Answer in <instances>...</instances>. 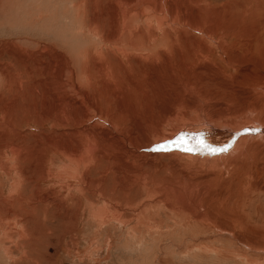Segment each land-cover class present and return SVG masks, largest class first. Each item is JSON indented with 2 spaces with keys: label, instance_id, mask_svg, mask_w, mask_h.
Instances as JSON below:
<instances>
[{
  "label": "rangeland",
  "instance_id": "374dc122",
  "mask_svg": "<svg viewBox=\"0 0 264 264\" xmlns=\"http://www.w3.org/2000/svg\"><path fill=\"white\" fill-rule=\"evenodd\" d=\"M153 1L163 30L178 27L172 17L200 26L181 35L188 53L163 44L158 61H137L140 49L110 44L141 0H0V264H264L258 153L214 177L166 150L194 142L169 136L172 118L202 138L193 116L264 107V0ZM164 185L184 187L199 215L166 208Z\"/></svg>",
  "mask_w": 264,
  "mask_h": 264
},
{
  "label": "bare ground",
  "instance_id": "6f19581e",
  "mask_svg": "<svg viewBox=\"0 0 264 264\" xmlns=\"http://www.w3.org/2000/svg\"><path fill=\"white\" fill-rule=\"evenodd\" d=\"M130 1L131 0H124L125 3H130ZM141 2L142 3L136 2L134 5L131 6L125 5V7L126 6L127 7L123 13L125 18L122 23V26L127 27V31L125 29L122 30L120 29V27H118L121 30V33L116 31L117 39L114 40V42H111L110 44H112L119 53L123 54V56L127 55L129 49L130 52L133 53H136V50L140 49L141 57L138 58L137 61L139 59H146V54L148 55L150 54V52L153 55H148V56L153 57L152 58L153 61H158L159 59L162 58L160 57L162 53L160 49L161 47H163V44L164 45L167 44L169 50L171 49L172 51L175 49L171 46V44L173 43L174 45H178L181 47L180 50L181 52L187 49L186 53H188L189 43L180 42L181 35L185 39L194 29H196V32L198 33L200 32V28H199L200 26H194L189 21L190 20L189 17L191 15H189L188 17L189 20L187 24H181V21L177 23L176 17H172L171 23L174 26H178V27L166 31L163 29L167 24L166 23L167 18H164L165 16H163V18L158 17L159 14H166L167 12L166 8L165 7L162 8L160 5H155L153 0H141ZM142 18L144 20L148 19L146 22H142V24L146 23L148 29L150 28L151 30L146 29L144 26L136 27L139 24V20H141ZM97 23H98L97 16L95 15V19L93 20L94 29L100 30V25ZM146 34H147V38H145ZM159 34L162 35L161 39H158ZM171 34L178 35V38L174 39L173 41L170 40ZM98 35H99V31H98ZM202 35L207 36V39L209 41H214L213 36L210 35L209 33L206 34L205 32H202ZM260 35L262 38L264 37V33H261ZM138 39L140 42L138 41ZM152 42L153 44L155 43L154 46L151 45ZM146 44L149 45L145 49L143 47H145ZM196 47L198 48V46ZM144 52H146V54ZM257 91L264 95V85H259L257 87ZM200 103L204 105L206 110H208L206 102L199 100L197 104L199 105ZM194 108H197V106H194ZM254 108L257 109L258 113L249 111L242 114L241 117L223 118V119H219L218 121L215 120L209 121L207 117L197 118L193 116L191 120L193 121L194 125L204 129L205 136L202 138H199V133H197L198 129H191L187 127L186 124H184L181 127L182 128L181 132L179 131L177 132L175 128L178 126V123L174 118H172L170 119L171 127L168 126L169 128H171V133L169 136H171L173 139H177V138L182 140L192 139L194 140V142L190 143V142H181V141L179 142L169 141L173 144H171L166 150H170V153L173 154L174 156L178 158L181 157L184 160L187 159L190 162L199 160L200 167L203 170L207 169L208 171L212 172L214 177L218 176L219 173L227 174L228 176L229 169L231 167H237V164L233 165L237 161L236 158L239 159L242 157L241 159H245L244 165L246 166L248 163L247 161L252 160V156L254 155V153L257 152L258 153L257 160H253V165L256 164L254 168L258 170L260 174V180L264 182V129H262V126H264V112L262 114V109L264 107H262V109H258L256 106H254ZM201 111L204 112V109L202 108ZM187 116L188 115L186 116L183 115L184 118ZM244 126H247L250 129L249 128L244 129L243 128ZM229 137H233L232 140L233 139L236 140V143L233 144V142H229L228 144L231 143L230 146H224L221 148L219 146V141L223 142L222 139L226 140ZM204 138H206V140ZM201 139H204L202 143L200 141ZM159 140H161V137L160 136L156 137L155 141H159ZM217 142H218V146H209L210 144ZM87 146H88V153L91 155H94L98 151V147L95 144V142L88 141ZM177 146L178 148H174ZM186 149L187 151L189 150V151H195L196 153H200L201 156L199 155L194 156L191 154L186 155V153H183V151ZM213 149H216L217 151L213 152L212 151ZM220 149H224L223 152L219 151ZM172 151H176V152H172ZM14 152L18 153V149L11 150V154H13ZM248 169L249 171L244 173L243 179L247 178L248 180H250L251 177H253V167H251V171L250 168ZM189 183L191 182L188 180L182 182V184L185 185L188 189H189L188 187ZM192 185L194 184L192 183ZM165 186H170L171 188H177L183 190V193L179 190L172 191L174 196L180 199L181 203L174 204V202L169 201L167 199L166 191L164 189ZM157 192L160 195L159 200L162 201V204H164L166 208L168 207V209L171 208L174 209L176 207H179L180 209V207H182L188 212H190L191 215L193 216L199 215V211L197 210L196 205L191 204L190 202L192 200H190V198H187L188 194L184 187L175 186V185L174 186L164 185L161 186V188L159 186ZM259 192L261 194H264V188L259 190ZM245 201L246 199H244L243 202ZM118 217H119L118 214L115 212L114 218H118Z\"/></svg>",
  "mask_w": 264,
  "mask_h": 264
},
{
  "label": "water",
  "instance_id": "95a60500",
  "mask_svg": "<svg viewBox=\"0 0 264 264\" xmlns=\"http://www.w3.org/2000/svg\"><path fill=\"white\" fill-rule=\"evenodd\" d=\"M165 191H166V195H167V199L169 201H172L174 202V204H179L181 203L180 199L177 198L176 196H174L173 192L174 190H179L183 193V190L182 189H177V188H171L170 186H165L164 187ZM168 208V207H167Z\"/></svg>",
  "mask_w": 264,
  "mask_h": 264
},
{
  "label": "snow or ice",
  "instance_id": "6c2138e0",
  "mask_svg": "<svg viewBox=\"0 0 264 264\" xmlns=\"http://www.w3.org/2000/svg\"><path fill=\"white\" fill-rule=\"evenodd\" d=\"M177 142H179V141H177ZM202 143V142H201ZM166 146L165 145H163V144H160V145H156L155 146V148L153 149V150H160V149H163V148H165ZM224 149H220L219 151H223ZM213 152H215V151H217L216 149H213L212 150Z\"/></svg>",
  "mask_w": 264,
  "mask_h": 264
},
{
  "label": "crops",
  "instance_id": "0c3cea01",
  "mask_svg": "<svg viewBox=\"0 0 264 264\" xmlns=\"http://www.w3.org/2000/svg\"><path fill=\"white\" fill-rule=\"evenodd\" d=\"M113 216H114V213H113ZM114 218V217H113Z\"/></svg>",
  "mask_w": 264,
  "mask_h": 264
}]
</instances>
